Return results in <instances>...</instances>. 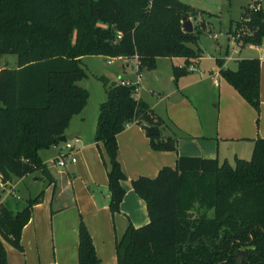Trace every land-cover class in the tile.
Returning a JSON list of instances; mask_svg holds the SVG:
<instances>
[{
    "label": "trees",
    "instance_id": "trees-1",
    "mask_svg": "<svg viewBox=\"0 0 264 264\" xmlns=\"http://www.w3.org/2000/svg\"><path fill=\"white\" fill-rule=\"evenodd\" d=\"M195 10L179 0H0V55L14 54L15 67L0 68V185L33 171L52 177L38 151L57 145L72 115L88 97L77 82L86 76L80 57H135L151 69L157 57H181L175 81L197 59L198 32L183 30L181 16ZM238 48L264 40V8L243 7L230 31ZM119 36V37H117ZM219 75L258 111L259 61L240 58ZM98 104L93 141L107 158L108 209L118 211L125 176L116 159V134L135 121L160 128L162 120L134 98L131 84L108 83ZM152 150L175 151L177 138L147 136ZM144 202L147 221L126 226L114 243L115 264H264V138L250 156L227 160L176 156L153 177L129 180ZM42 191L18 210L0 202V264L3 243L17 250L20 230ZM75 264H99L79 218Z\"/></svg>",
    "mask_w": 264,
    "mask_h": 264
},
{
    "label": "crops",
    "instance_id": "crops-1",
    "mask_svg": "<svg viewBox=\"0 0 264 264\" xmlns=\"http://www.w3.org/2000/svg\"><path fill=\"white\" fill-rule=\"evenodd\" d=\"M226 28L222 44L213 36L215 44L210 57L200 54L175 81L172 67L183 65L181 57H157L153 68L140 70L135 57H92L93 64L98 65L95 58L103 57L105 63L114 66L109 72L97 71L100 73L86 72L83 68L86 76L82 79L102 77L108 83L123 81L133 85L134 98L145 102L162 120L166 133L177 138L176 150H152L139 124L135 121L126 124L116 134V159L125 176L121 182L124 194L118 211L111 214L107 206V158L101 142L92 139L104 88L102 84H94L91 89L79 84L88 92L86 104L71 116L62 134L64 141L73 147L65 153L74 156V162L66 159L63 166L53 163L61 147L58 143L52 146L58 147L57 150L38 151L52 182L33 172L31 182L26 180V174L0 185V191L8 186L6 194L16 192L13 198L18 200L23 199L21 193L27 194L32 184L38 190L36 193L42 191L40 202L30 207L29 218L20 230L21 249L3 243L6 264H75L79 218L90 235L99 264H115L114 243L126 226L137 227L147 221L144 202L131 189L130 179L153 177L160 167L173 166L176 156L218 161L231 155L244 156L250 153L253 139L264 138V57L260 56L257 45L247 44L234 51L232 46L236 45L232 38H226ZM84 57H80V63ZM251 57L259 61L257 112L224 81L216 63L218 59L222 68H234L238 59ZM118 71L122 72V79ZM210 104L217 111L212 117L206 109ZM157 129L161 135L166 134ZM0 202L13 211L21 208L16 200L8 201L7 196H0Z\"/></svg>",
    "mask_w": 264,
    "mask_h": 264
},
{
    "label": "rangeland",
    "instance_id": "rangeland-1",
    "mask_svg": "<svg viewBox=\"0 0 264 264\" xmlns=\"http://www.w3.org/2000/svg\"><path fill=\"white\" fill-rule=\"evenodd\" d=\"M185 4H188L192 8H194V13L187 14L186 16L190 20L191 27L198 32V39H197V46L200 50L201 55H208L210 57V54L213 53L214 44H215V38L216 40L222 44L223 43V29L226 28V38L230 39L232 38L230 31L232 30L234 26L235 20L238 19L239 14L243 7L246 6L247 0H179ZM264 8V4H263ZM214 36V37H213ZM264 41V40H263ZM230 42V41H229ZM230 45V44H229ZM233 44L230 45V47ZM223 47V45H221ZM232 48H235V46H232ZM230 48V49H232ZM95 56H101V55H85L80 65L82 68L85 69L86 72H92V73H100L97 71H110L111 68L114 66L113 63H105V60L103 57H97L95 60L97 61L98 65L95 63H91L93 61L92 57ZM194 59H190L189 64L195 62ZM16 64V57L14 54H1L0 55V67H15ZM188 64V65H189ZM119 78L122 79V72L118 71ZM78 84H81L84 87H88L91 89V87L94 84H102L100 80H96L92 77H87V79H81L78 81ZM215 101V100H212ZM207 113L209 116L212 117V115H215L217 113L216 107L207 106ZM207 121V120H206ZM205 121V123H206ZM160 129L164 131V133L167 132V130L164 128V126H160ZM163 135V134H162ZM164 136H171L173 135L166 133ZM69 140V139H68ZM62 142H59L61 144ZM58 147H52L50 146L47 149L44 150H57ZM230 151V150H229ZM239 155V154H238ZM250 156V153L245 154L244 156H237L242 159H248ZM227 161L232 165L233 164V156H227ZM36 172L37 171H33ZM28 173L26 180L31 182L32 176L34 173ZM29 191L25 195L21 193L23 199H15L13 197H16V192L14 194H6L8 191V186H4L3 190L0 191V196H7L8 201L16 200L17 203L21 205V207L25 203V196H33L38 190H36V186H33V184L28 188ZM8 205V204H7ZM13 207V206H12ZM20 207V206H19ZM18 208V206H17ZM14 209V208H12Z\"/></svg>",
    "mask_w": 264,
    "mask_h": 264
},
{
    "label": "built area",
    "instance_id": "built-area-1",
    "mask_svg": "<svg viewBox=\"0 0 264 264\" xmlns=\"http://www.w3.org/2000/svg\"><path fill=\"white\" fill-rule=\"evenodd\" d=\"M263 4H264V0H247L246 7H247V9H250V10H256L259 8H263ZM237 35L238 34L234 35V37H237ZM117 37H119V36H117ZM234 37L232 36V39L236 45L234 48V51H236V47H238V46L234 40ZM258 46H259L258 50L261 52L260 56L264 57V41H262L261 44ZM120 83L121 84H128V83L123 82V81H120ZM72 148L73 147L69 142H66V141L62 142L61 147L58 149L59 151L53 160V163H55L58 166H63L66 159H69L70 162H74V160H75L74 156L69 157L65 153V151L68 152L69 150H72Z\"/></svg>",
    "mask_w": 264,
    "mask_h": 264
},
{
    "label": "water",
    "instance_id": "water-1",
    "mask_svg": "<svg viewBox=\"0 0 264 264\" xmlns=\"http://www.w3.org/2000/svg\"><path fill=\"white\" fill-rule=\"evenodd\" d=\"M181 25H182L183 30L186 32H190L192 30L190 20L188 19V17L186 15L181 16ZM139 126L143 130V132L146 136H154V135L158 134V129L155 125L143 122ZM56 139L59 142H64V140H65L63 135L57 136Z\"/></svg>",
    "mask_w": 264,
    "mask_h": 264
}]
</instances>
